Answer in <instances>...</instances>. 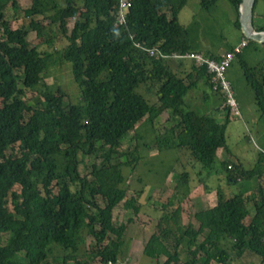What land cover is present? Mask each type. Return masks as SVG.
<instances>
[{
	"label": "trees",
	"instance_id": "obj_1",
	"mask_svg": "<svg viewBox=\"0 0 264 264\" xmlns=\"http://www.w3.org/2000/svg\"><path fill=\"white\" fill-rule=\"evenodd\" d=\"M129 1L124 25L119 27L114 25L116 0H83L69 31L73 0H66L64 6L55 4L49 17L40 5L25 10L27 15H41L50 28L66 35L67 42L55 49L53 36L44 32L40 21L30 22L29 29L11 28L4 10L8 3L16 8L15 1L0 0V264H49L57 249L63 252L64 264L68 260L112 264L115 255H122L126 226L112 222V209L127 192L120 186L124 184L121 168L136 165L141 158L136 147L124 150L121 139L145 116L152 122L168 111L175 119L167 131L156 135L154 147L159 151L186 149L200 165L213 170L217 150L225 148V123L185 107V97L198 80L210 82L206 69L192 62L182 75L173 64L180 69L187 59L150 56L135 45L139 41L165 52L189 50L187 31L179 22L187 0ZM228 1L241 28L243 0ZM217 2L201 0V6L208 10ZM29 31H35V42L27 38ZM42 42L47 46L42 47ZM56 61L71 63L79 101L65 105L62 88L47 84L42 101L29 104L24 98L27 91L40 84L43 73ZM244 66L260 104L264 75L253 79V68ZM141 84L155 96L153 103L136 91ZM80 154L97 160L87 177L79 173ZM227 164L222 162L221 167L230 173ZM262 164L249 172L236 168L243 179L251 180L261 177ZM216 199L213 207L192 215L196 226L190 219L179 234L168 225L158 228L148 237L143 253L151 258L166 256L164 264H210L212 260L229 264V244L237 257L250 251L264 264V197L256 200L241 192L228 196L218 188ZM135 204L132 197L124 201L133 213L139 211ZM176 215H181V209ZM87 236L92 238L86 251L88 263L83 259ZM111 238L116 245L112 262L108 259ZM184 253L188 259L179 262Z\"/></svg>",
	"mask_w": 264,
	"mask_h": 264
},
{
	"label": "rangeland",
	"instance_id": "obj_2",
	"mask_svg": "<svg viewBox=\"0 0 264 264\" xmlns=\"http://www.w3.org/2000/svg\"><path fill=\"white\" fill-rule=\"evenodd\" d=\"M14 1L16 8L8 3L4 10V18L9 22L11 28L24 27L29 29L30 22L40 21L44 32L53 36L55 49L61 48L67 42L66 35L61 30H57L53 26L48 29L47 23L41 15H27L24 10L27 2L30 8H36L39 5L55 6L57 4L64 6L66 0ZM82 1L73 0L74 8L67 21L68 31L74 24L79 13L78 7L82 6ZM168 14L170 16L169 12ZM237 19V12L228 0H218L208 10L201 6V0H187L186 6L179 13V22L188 34L189 50L202 52L206 56L212 55V58H218L219 55L228 50H234L235 46L241 43L243 37H246L241 28L238 27ZM253 26L255 29H264V0L256 1L253 9ZM48 34L46 36H49ZM27 38L31 42H35V31H29ZM42 43H44L41 45L42 47L47 46V42ZM186 61L190 62L189 60ZM244 64L253 68L251 78L261 80L259 75H264V42L249 38L247 45L242 47L241 51L235 52L234 59L226 71L225 77L231 86L235 102L237 101L236 108L239 113L235 115L233 110L231 111L228 107L226 120L219 121L225 123L223 125H225L226 143L225 148H220L217 151H219V156L221 155L220 150H225L226 153L223 159L219 158L222 159L221 162L218 159L219 156L215 159L212 164L213 170L200 165L186 149L159 151L154 147L156 135L167 131L172 122L175 121L168 111L159 115L152 122L145 116L121 139L122 148L131 150L136 147L141 159L136 165L132 164L129 167L121 168L124 184L122 183L120 186L125 187L127 192H125L122 201L113 207L112 222L116 225L122 223L126 226L125 236L127 240L126 249L122 255H115V261L112 264H164L166 256L148 257L143 253V248L150 234L158 232V228H162L164 225H168L166 228L173 229L177 234L190 219L193 226H196L195 221H192V215L189 218V211L192 209L190 202L187 203L186 199L183 201L182 192L184 190L187 195L192 194L191 196L200 197L201 188L198 187L202 183L214 187L216 190L220 188L228 196L241 192L256 200H259L261 196L264 197V193L260 195L261 189L264 192V178L261 179L264 176V82H261L263 99L259 104L255 91L247 80ZM42 78L40 84L27 91L24 98L29 104L36 105L42 101L41 95L46 90L47 84L62 88L65 93V105L79 101L80 91L72 77L70 62H54L49 70L43 73ZM136 91L143 94L150 103L155 101V96L152 93L145 92L144 85H139ZM211 91L215 93L216 99L220 95L221 102L226 106V96L222 93L221 88L219 87L217 90L211 88ZM198 114H200L199 111ZM146 147L151 148L147 151ZM16 150L17 148H15V155H19L18 150ZM78 159L80 160V175L89 176L91 165L97 163L96 158L93 155L84 156L80 154ZM260 161L263 162L260 168L261 177H254L251 180L243 179L241 171L258 170ZM222 162L228 163L227 167L233 166L232 169L228 168L230 173L221 167ZM236 166L242 170L240 171ZM186 174L187 177H185ZM212 174L213 176H211ZM229 177H234L233 180L241 179V181L231 183ZM185 179L186 182H184ZM258 186L259 191L257 190ZM188 190L191 193L188 194ZM130 197L135 199V205L139 207L137 213H133L131 208L124 205V201ZM169 199L172 202H168ZM97 200L99 204L104 205L100 198ZM179 207H181V213L185 211L186 214L182 213L176 217L175 214ZM250 207L253 210L252 203ZM197 209H193V211L196 212ZM158 221H160L159 226L157 225ZM91 241L92 238L87 236L84 260L89 257L86 251L88 252ZM115 246V240L111 238L108 242V259L111 262L114 258ZM226 247L232 251V259L229 264H260V258L254 253L246 251L241 257H237L229 244H226ZM188 257L189 255L184 253L178 261L184 262ZM86 261L88 263V260ZM49 264H64L61 249L55 250L49 257ZM67 264H73V260H68ZM210 264L220 263L212 260Z\"/></svg>",
	"mask_w": 264,
	"mask_h": 264
},
{
	"label": "crops",
	"instance_id": "obj_3",
	"mask_svg": "<svg viewBox=\"0 0 264 264\" xmlns=\"http://www.w3.org/2000/svg\"><path fill=\"white\" fill-rule=\"evenodd\" d=\"M50 1H55V0H50ZM24 7H25L24 10H27L30 8L28 6V2H27V4H25ZM53 7L54 6L44 5V6H42L41 10L43 11L44 15L49 17L50 15H52L54 13ZM21 10H23V9H21ZM44 21H46L47 27L49 29L48 20L44 19ZM72 26H71V28H72ZM171 61H175V60H171ZM191 63H192V61H190L189 63H188V61H186L185 67H182L180 69L175 64H173V68L176 71H179L180 74L185 75L186 73H188V70H189L188 66ZM198 68H200V67H198ZM211 88H212L211 80H210V82H206L203 78L199 79L198 83L191 90H189L188 95L185 97V107L187 109H193L197 113L199 111V113L201 115L214 116L218 122L221 121L222 119L226 120V114H227L226 111H228V106H225V104H223V102H221V96L220 95L217 99L215 98V93H213L211 91ZM220 151H221V153H220L221 155L219 156V151H217L218 152L217 157L219 156L218 159L219 158L223 159V156H225L226 151L225 150H220ZM222 159H219V161L221 162ZM211 176H213V174ZM263 178H264V176L261 179H263ZM238 181H241V179L240 180L239 179L233 180V179L229 178V182H231V183H237ZM205 186L207 188H210V189L206 190ZM193 188H195V187H193ZM198 188H201V193L199 194L200 197L199 196H191L192 194L187 195L185 193V190H184V192H182V196L184 197L183 201L186 199V202L187 203L190 202V206L192 207L191 211H189V218H191V215H193L195 213V211H193V209L198 208L197 210H199L201 208L213 207L217 201V199H216V188L209 187L207 185H203L202 183H200V186ZM254 188H255V186H254ZM258 189H259V186H258L257 190ZM189 190H188V194L191 193V192H189ZM196 192H198V191H196ZM260 192H261L260 195H262L264 193L262 189L260 190ZM168 202H172L171 199H169ZM178 209H181V207H179ZM182 213L186 214L185 211H183ZM182 213H181V215H182Z\"/></svg>",
	"mask_w": 264,
	"mask_h": 264
},
{
	"label": "built area",
	"instance_id": "obj_4",
	"mask_svg": "<svg viewBox=\"0 0 264 264\" xmlns=\"http://www.w3.org/2000/svg\"><path fill=\"white\" fill-rule=\"evenodd\" d=\"M130 7L129 0H116L115 8V23L114 25L119 27L124 25L125 14ZM249 41V38L243 37L241 43L238 46H235L234 50H228L226 53H223L218 58H212V56H206L202 52L187 50V51H172L165 52L159 47L146 46L141 44L139 41H135V45L143 49L148 55H160L161 58L166 60H190L197 67H204L206 72L210 75L211 85L213 90H217L219 87L221 91L226 96V106H228L231 111L238 115L239 110L236 108V103L234 99V94L231 89L229 82L226 80V71L231 65L232 60L234 59L235 52L241 51L242 47L246 46ZM232 169L233 166L228 167ZM110 264V262H109Z\"/></svg>",
	"mask_w": 264,
	"mask_h": 264
},
{
	"label": "water",
	"instance_id": "obj_5",
	"mask_svg": "<svg viewBox=\"0 0 264 264\" xmlns=\"http://www.w3.org/2000/svg\"><path fill=\"white\" fill-rule=\"evenodd\" d=\"M255 0H243L239 9V21L243 34L255 41L264 42V30L258 31L253 26V6Z\"/></svg>",
	"mask_w": 264,
	"mask_h": 264
}]
</instances>
